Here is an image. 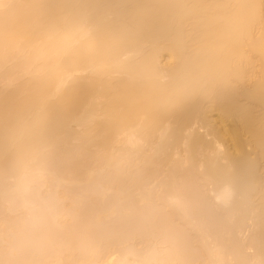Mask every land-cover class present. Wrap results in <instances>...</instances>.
I'll return each instance as SVG.
<instances>
[{"label": "bare ground", "instance_id": "1", "mask_svg": "<svg viewBox=\"0 0 264 264\" xmlns=\"http://www.w3.org/2000/svg\"><path fill=\"white\" fill-rule=\"evenodd\" d=\"M0 8H4L0 10V67L4 68L3 65L6 61L8 65L14 62L13 65L18 73L16 70L15 72L18 75L21 74L19 73L21 71L26 72L22 74L28 77L31 76L30 68L36 67L31 71V74L34 71L36 74L33 73L34 76L29 77L28 80L23 79V84L17 88L14 86L13 91L10 88L16 80L11 83L7 79H17L18 75L13 73L15 67L9 69L7 74L0 75L1 79L2 75H5L4 81L8 82L7 86L12 84L6 90L5 85H3L4 89H0V93L8 90V93L0 94V171L3 172L2 174H5L10 168H17L21 172L33 170V168L38 170L42 168L39 167L42 162L38 159L39 155L45 152L48 154H56L59 151L67 152L74 139L81 141L79 151L86 150L88 152L92 148H96L98 151L96 155L97 153L101 155H97V158L99 157L100 161H103V166L108 169L116 168V171L120 170L124 164H128V160L132 159L134 155H139L137 159L143 163V166L145 165L144 168L158 165L161 168L163 165L165 168V164L170 162L169 164L172 163L173 167L170 165L167 167H171L172 170V168H176L177 163L181 168V165L184 166L187 162L190 167L191 165L195 168L199 167L198 172L195 170L196 173H200L199 170H202V174H200L206 180L205 183H208H206V188L209 185L207 188V191L210 192L209 196L212 195L211 199L216 207L220 208L221 206L223 209L224 207L228 209V215H231L230 219L234 221L232 225L237 229H235L236 234L237 231L242 230L241 228L247 221L245 207L247 208L250 203L248 198L250 201L251 199L257 201V217H261V220L258 217L261 222L258 224L262 225L259 227L261 231L257 228L259 240L257 239V243L251 242L254 245L249 244L250 247L245 248L250 256L256 259V264H264V177L261 181L257 177L258 172H263L262 176H264V0H16V2L0 0ZM163 57L167 59L165 63L162 61ZM10 70L13 71L10 72ZM78 73L85 75H77ZM213 111L217 113L216 116ZM208 113L209 115L213 113L214 119L211 118L213 116H208ZM76 127H80V131H77ZM145 145L148 149L144 148ZM221 153L223 156L219 155ZM177 154L179 161L176 159L173 164L174 161H171ZM83 155L85 154L83 153ZM39 158L43 159L41 156ZM37 160L40 163L36 162ZM79 162L81 163V161ZM43 164L45 163L43 162ZM136 164L138 165V163ZM96 169L94 168V172ZM78 171H76L77 174ZM94 172L93 175H95ZM171 172L169 169L168 173ZM175 172L178 174L180 171L175 170ZM70 173L68 174L71 176ZM148 173L146 174L148 175ZM173 173L174 171L171 175L168 174L169 177L166 176L173 184L169 185L171 189H176L173 192L170 189L172 195H169L170 203L185 211L186 206L190 207L189 204H195V201H191L195 200V194L192 193L195 189L191 190V185H188L190 189L185 191L180 189V192L183 193L178 192L174 195L177 190L179 191L176 180L179 181L184 176H177L178 179L180 178L178 180ZM53 174L55 173L53 172ZM96 175L99 176V174ZM120 175L122 173L118 176ZM22 176L21 174L20 177ZM101 178L105 180L103 177ZM94 179L99 180L97 176L96 178L94 176ZM142 179L139 178L134 185L131 183L133 188H128V185L127 189L122 182L120 192L123 190V193L119 194H122L124 199L130 200L131 198L127 196L133 193L134 201L137 200L140 204L148 200L150 202L154 195L150 192L151 186L146 190V186L149 184H144L149 178ZM92 181L91 179L90 182ZM259 181L261 183H258ZM52 182L54 181L52 180ZM87 182H89L88 179ZM256 182L260 184L258 188ZM167 183L166 185H168ZM253 184H256L254 187L256 186L257 190L253 189ZM97 185L102 189L99 182ZM106 185L108 186V183ZM143 188L146 192L142 190ZM104 189L109 188L104 187ZM128 189L133 192H128ZM167 191L169 193V190ZM3 192L5 193V191ZM104 192L106 191L104 190ZM164 198L166 197L164 196ZM6 199L8 200V198ZM183 199L184 201L185 199L191 200H186V203H183ZM255 200H252V203ZM180 203H183L182 207ZM110 208L105 210L113 214L114 207ZM99 216L98 213L97 217ZM102 218L105 217L100 216V219ZM191 218L196 220L199 217L194 219L191 216ZM26 220H30V218ZM3 221L6 222L5 219ZM196 221L199 224L200 219ZM204 221L201 222L204 223ZM5 222H2L3 225L6 224ZM194 224L197 225V223ZM199 227L201 228V225ZM0 228L2 229V227ZM220 229L218 228V230ZM86 230L88 232L89 229ZM208 230L205 232L208 233ZM91 231L93 230L91 229ZM91 231L87 235H91ZM102 231L105 235L104 230ZM102 231L94 232L99 237L98 244L101 242L99 239H103ZM118 231L110 229L108 233H111L106 236V242L108 236H110L109 240L112 239L114 242L120 240L116 243L112 241L114 246H111L110 242L109 245H102V250L99 252L88 253L89 251L86 250L97 244L90 245L89 242L84 241L87 245L80 246V242H77L79 245L78 247L75 244L77 248L84 246V249H80L81 253L78 252L79 255L75 256L74 260L69 256H72L73 253L67 254L68 260L64 259L63 262L62 258L58 260V263L155 264V261L159 262V259L152 260L154 263L147 259L149 251H154V248H151L155 241L146 252V247L142 248L144 245L141 248H137L135 244H132L131 247L126 246L123 241L129 243L127 235L130 233L125 230L126 235L122 230L124 235L120 239L114 235ZM221 231L225 232L226 230ZM221 231L219 232L222 233ZM229 231L230 233H225V236L226 234L230 235L233 230ZM66 232L65 236L69 237L70 231L69 234ZM87 232L85 231V233ZM123 232L119 231L118 235L120 233L122 236ZM170 232L168 231L167 234L169 235ZM78 233L76 236L83 238ZM172 233L169 236L165 234V239L167 236V239L172 237L170 240H173ZM233 233L232 238L233 236L236 238V234L233 235ZM94 234L93 239H97ZM207 235L210 237L209 233ZM41 236L44 235L41 234ZM112 236L118 239H114ZM133 236L131 235L132 238ZM153 236L158 238V233L157 236ZM220 236L222 240V235ZM66 237L59 239L67 242ZM122 238H124L123 241H121ZM212 238H214L213 235ZM68 239L70 240V238ZM73 239L76 240L71 238L72 241L69 242H73ZM229 240L227 242L230 245ZM255 240L253 241L255 242ZM141 241L142 238L139 244H145L144 241H142L144 243ZM175 241L177 242V239ZM7 242L9 243V241ZM64 242L62 244L60 242V244L63 245ZM25 243L23 244L25 245ZM163 243L165 244L167 241ZM228 243L225 245L224 242L223 247L228 246ZM123 244L124 248L115 246ZM218 244L216 242L215 245L218 247H215L214 250L223 256L222 249L224 248L219 244L220 248ZM9 245V247L12 246V244ZM37 245L36 247H38ZM61 245L59 246L61 247ZM67 245L70 247L71 244ZM88 245H90L89 248ZM6 246L9 249L8 244ZM93 247L92 249H95ZM232 247H235V250ZM98 248L100 249V247ZM128 248L129 250H125ZM188 248L192 251L190 246ZM164 249L167 250V253H171L169 247L167 249L164 247ZM164 249H161L162 252ZM210 249L211 254H209L214 255L212 247ZM230 249H228L230 254L229 252L226 254V250L224 251V255H228V259L230 256L231 259L232 256H235L236 261L239 259L241 264H246L245 261L247 262L248 259L243 258V254L232 243ZM15 250L16 247L13 248V251ZM63 251L65 252L66 249ZM187 251L186 248L185 252ZM51 252L53 251H50L49 255ZM162 252L158 251L157 253ZM152 253L150 252V254ZM181 253H184V250ZM7 256L11 257L8 254ZM15 257L16 261H19L18 258L22 259V257L17 258L15 254L7 260H12L10 262L13 263ZM51 257L50 259L54 258ZM34 258L32 257V259ZM166 258L168 259V257ZM228 259L225 257V261ZM7 260L5 259V261ZM170 260H172L171 264H179L173 262V258ZM174 260L178 261V256ZM189 260L187 258L188 262ZM218 260L215 264L224 262H222L224 259H220L219 262ZM27 261L30 260H26V263ZM226 263L224 262V264Z\"/></svg>", "mask_w": 264, "mask_h": 264}, {"label": "rangeland", "instance_id": "2", "mask_svg": "<svg viewBox=\"0 0 264 264\" xmlns=\"http://www.w3.org/2000/svg\"><path fill=\"white\" fill-rule=\"evenodd\" d=\"M14 1L16 2V0H14ZM14 1L12 0V2H14ZM1 9H4V8H0V10ZM165 57L162 58L163 63H165V61H167V59ZM11 59H9L10 62H11ZM13 60H14V58H13ZM256 63L258 64V62H256ZM13 64H14V62L13 63L11 62L8 65V63L6 61L4 63V65H3L4 68L2 66L0 67V75L1 74H5V73L7 74V72H9L8 70L11 69V68H13V66H14ZM32 66H35V65H32ZM33 68L34 67L30 68V75L31 76H34L33 73L35 71L32 72V74H31V71H32ZM34 69H36V67ZM13 70H14L13 73H16L17 72L16 67ZM13 70H10V72L13 71ZM15 70H16V72H15ZM17 73H16V76L18 75ZM19 73L22 74L23 72L21 71ZM24 73H26V72H24ZM21 74L18 75V77H17V79L19 78L18 80L17 79H11V80L7 79V81L8 82H11V83L13 82V80L14 81L16 80L14 82L15 84L12 83L13 86H12L11 83H10L11 85L8 84L9 86H7L6 84L8 82H5L4 81V79L6 77H4L5 75L4 76L2 75V79L0 78V89L1 90L4 89L3 88V85H5L4 86L5 87V90L8 87L12 86L13 88L11 87L10 89H12V91H13L14 90V86H15V88H17V87H19V85L23 84V79L24 80H28V79L31 78V76H29L30 77L29 78L28 76L23 75V74L21 75ZM34 74H36V73H34ZM79 74L82 75V76L85 75L84 73L83 74L82 73H78L77 75H79ZM10 75H9V77H12ZM13 76H14V74H13ZM2 81H4V82H2ZM7 91H5V92L3 91V93H8ZM3 93H0V94H3ZM209 113H208V116H210V115L213 116V117H211L212 119H214V117L217 115V113L214 112V111H213V113L215 114V116H214L213 113H211L210 115H209ZM76 128H77V131H80L79 129H81L80 127H76ZM201 131H203V129H201ZM78 140H75L74 139L73 142H71V145H70L71 148L69 146L70 149L68 148L67 149L68 150L67 152L62 151L63 153H61V151H59V153H56L58 155L53 154V153H49L48 154V152H45V153L43 152L44 154L39 155V157L41 156L43 159H41L39 157H38V159L42 161L41 162L42 164H43V162L45 163V164H43L44 165V168H43L42 164L40 163V161L38 162V160H37L36 162L40 163V165H41V166L39 165V167H42V168H39L38 170H37V168H36V170L33 168V170L32 169L31 170H27V171H24L23 170L21 172V170L19 171V169H17V168L16 169L15 168L14 169L13 168H10V170L7 171L5 174H2L3 172L0 171V173H1L0 174V179L2 178L1 179L2 182L0 181L1 182L0 183V217H1L0 218V223H1L0 224V227H2V229L0 228V231H1L0 232V257L4 253L3 254L4 258H3V256H2V258H0V264H14V263L15 264H20V263L21 264H24V263L25 264H30V263L31 264H35V263H37V264H39V263L40 264H59L58 263L59 262L58 260H61L62 258H63L62 261L64 259L65 260L66 259L68 260V258H67L66 255L67 254H70V253H73L72 256L69 255L70 256V259L72 258L74 260L75 259V256L77 257V255H79L78 252L81 253V250L80 249H84L83 247L87 245L85 242H87V243L89 242L88 244H90V245H92V243L95 244V245L97 244L95 247L91 246L90 248H89L90 245H88L87 247L89 249L86 250V251H89L88 253H90L91 251H93V253H96L95 251H98L99 252L100 250H102V248H101L102 245L104 246L105 244H108V243L111 242L112 244H110V245L111 246L112 245L114 246V243H116L117 241H120V240H117L116 242H114L112 239L109 240L110 239V236H108V239H107V242H106V236L109 233H111V232L108 233V230H110V229L111 230L114 229V231H115V229H116V231H118V229H119L120 232H123V231L125 232V230H127L126 232H129L131 235H134L133 238H132L131 235L128 234V235H130L128 237L127 233L125 232V234L127 235V238L131 239L132 241L130 242V240L127 239V238H125V239H127V241L130 244L129 243L127 244V242L125 240L123 241L124 238H122L121 241H123V243L125 242V245L128 246V247L129 246L131 247L132 244L133 245L135 244V246L137 248H141V246L144 245L142 248H145L146 247L147 248V249L145 248V251L146 252H147V250L149 251V249L151 248V244H153V242L155 241L156 244L154 243L153 244L154 246L152 245L153 247L151 248V249L154 248V251L153 250H150L149 251V254L147 255V259H149L151 263H154L155 260H158L159 259V262L158 263H161V264H171L172 263V260H170V259L173 258V262H177L179 264H182V263L183 264H186V263L187 264H201L202 262L204 264H205V262H206V264H212V263L215 264L216 260H218L222 256V255L220 256L219 254H217L215 252V250H214L215 247L216 248L218 247L217 245H215L216 242H217V244L219 243L223 247V245H224L223 243L225 242V245H227V243H228L227 240L230 239L229 242H231L232 245L236 246V249L238 248V250L243 254L242 255L243 258H245L246 260L248 259L247 262L245 261L246 264H249V261H250V264H256V259L253 258V256H250V254L248 253V250H246L248 248L249 244L257 243L256 242L257 239H258L257 235L259 234L258 232L260 230L259 227L262 226L261 224L260 225L258 224V223H261L259 221V220H261V217L258 216L259 217V220H258V217H257L258 214H257V208H256V206L258 205V203H257V201L255 199H251V201H250L249 198H248V201L250 203L247 202L249 204V205H247V208H249V209H247L245 207V209L247 210V211H245L246 212V217H248V218H246L247 221L245 222V224L241 228L242 230H240V232L237 231V234H236L235 232H236L237 229L234 228V225H232V223L234 221H233V219H230L231 218V215H228V211H227L228 209L226 207H224V209H223V207L221 208V206H220V208H221L220 209V208H218L219 206L218 207L215 206V204L212 201L213 199H211L212 198V195L210 197L209 196V193L210 192H208L209 190L207 191V188H208L209 185L206 188V185L208 183L206 182L207 183L206 184L205 183L206 180L203 179V175L201 176L202 170H199V172L201 174L200 173H196V171H195V170L199 169L198 166H197V168H195V166H192L191 165L192 168L194 167V169H192L189 166V163L186 162L184 164V166H183V164L182 165L180 164L181 165V168H180L178 166V163H177L178 169H176L177 166H176V168L174 167V169L176 171H180L177 174V172H175V170L173 168L171 170V167H173V165H172V163L170 165L169 164L170 162L167 165L165 164V168H164L163 165H162V168H161L160 165L154 166L152 168H149V166H146L147 168H144L145 165L143 166V163L142 162H139L138 161L139 159H137L139 155L138 156H135L134 155L132 157V159L129 157L130 158L128 160L129 162L127 161L128 164H126V165L124 164L123 166H121L122 169L119 167L120 170L118 169V171H116L115 170L116 168L115 169L114 168L108 169V168H105V166H103L104 165L103 164V161H100V158L99 157L97 158L98 153L96 155V152H98V151L96 150V148H92L88 152H86V150H80L79 151V149H80L79 145H80L81 141L80 140L78 141ZM145 146H144V148H147L148 149V147L147 146L145 147ZM83 153L85 155H83ZM219 155L220 156H223L222 153L219 154ZM78 156H79V158L82 157V159H79ZM98 156H101V155H98ZM49 157H50V159H49ZM68 158H70V159H68ZM135 158H136V160H135ZM174 158L175 159H172V161H171V162L174 161L173 164L176 162V159L179 158L178 157V154L175 155ZM253 158H255V157H253ZM98 159H99V161H98ZM130 160H132V163H130ZM134 160H135V162H134ZM180 160H181V158H180ZM67 161H68V163H67ZM79 161H81V163ZM178 161H179V159H178ZM89 162H90V164H89ZM136 163H138V165ZM36 165H38V164H36ZM46 165L49 166V167H47ZM70 165H72V166H70ZM73 165H74V167H73ZM79 165H81V166L80 167H77ZM98 165H99V167H98ZM168 165H170L171 167L170 168L167 167ZM50 166H51V169H50ZM182 166L184 167V170H183ZM71 167H73L75 169H73ZM79 168L80 169L82 168V170H80ZM94 168L95 169L98 168V169L95 170L96 173L94 172ZM42 169L45 172L44 171H41ZM102 169H103V171H102ZM169 169H170V172L171 171L172 172L174 171L173 174L175 175V177H177V176L178 177L179 176H182L183 177L184 176L183 178L181 177L182 178L181 180H179L180 178L178 179V177H177V179L180 181V183H179V181L176 180V183H177L176 186L179 187V191L178 190H177V192L175 191L176 193H174V195L177 194L178 192H180V189H184V190H181V191H185L187 189H190V188H188L190 185H191V188H192L191 190L195 189L192 192V193L195 194V200L193 198H191L193 200L190 199L192 202L195 201V204L194 203H192L193 205L189 204L190 207L186 206L187 208L184 209L185 211L181 210L182 208L179 209V206L176 207V206H174L175 204L173 205L172 203H170V196L169 195H171L170 193L173 192L176 189H171L170 186L173 185V184L170 182L171 181L170 179H167L166 178V176L169 177V175L172 174V172L171 173H168ZM201 169H202V167H201ZM75 170L76 171L79 170L78 171V174H77V172ZM98 170H100L102 172L99 173ZM151 170H153V171H151ZM36 171H38V173H36ZM17 172H18V174H16ZM42 172H43L44 176H43ZM53 172L55 174H53ZM93 172H94L95 175L92 174ZM117 172H119V174L122 173V175L118 176L119 174H117ZM197 172H198V170H197ZM59 173H61V174H59ZM68 173H70L71 176ZM79 173H80V176H79ZM82 173H84V174H82ZM146 173H148V175ZM7 174H10V175H7ZM21 174L23 175L22 177H20ZM41 174H42V176L39 177ZM96 174H99V176L96 175ZM100 174H102V175H100ZM262 174H263V172H258V176L257 177H259V180L260 181L264 177V176H262ZM72 175H73L74 178L72 177ZM83 175H84V177L86 179L83 177ZM174 175H172V176H174ZM197 175H199V176H197ZM94 176H95V178L97 176V178L99 180H97V179L95 180L94 179ZM190 176H192V177H190ZM79 177H81V178L78 179ZM101 177H103V179H105V180H102ZM51 178H52V180L54 182H52ZM90 178L93 180L92 182H90L91 181ZM139 178H140V180L142 178H143L142 180H144L146 178L147 179L149 178V180H146L148 182H146V181H145V183L143 182L144 184L147 183L149 185H147V186L144 185V184L143 185L146 186V188H147L146 190H148V187L151 186L150 187V190H151L150 192L154 195V198L152 197L153 200H151L152 199L151 198L150 199V202L148 200L147 202L145 201L146 203L144 202V203H141L140 204L137 200L134 201L132 199L133 193H132V195L130 194L129 196H127V197H130L131 198L130 200L129 199H127V200L124 199L123 195L122 194H119L121 192L123 193V190L120 192L121 186H122V182H123V185H125L126 189H127V186L128 185L129 186L130 185L132 186V187H129L128 186V188H133L134 183ZM87 179H88L89 182H87ZM40 180H42V181H40ZM73 180H76V181H73ZM107 180H109V181H107ZM38 181H40L42 184L40 182H38ZM85 181H86V183H85ZM97 181L99 182V185L102 186V189H101V187H99L97 185L98 184ZM130 181H132V182H130ZM260 181L258 183H261ZM106 183H108V186L106 185ZM166 183L168 185H166ZM258 183L256 182L257 188H258V185H260ZM183 184L186 185V186L184 187ZM256 184H253V189H255L256 186L254 187V185H256ZM97 187H99V188H97ZM104 187L105 188L108 187L109 189H104ZM144 188L142 189L143 191H145ZM100 189H101V191H100ZM170 189L172 190L171 192H170ZM10 190L13 192L12 194H11V191ZM102 190H103V192H102ZM104 190L106 192H104ZM129 190H131V189H128V192H133L132 190L131 191H129ZM167 190H169V193H168ZM255 190H257V189H255ZM3 191H5V193ZM124 191L126 193V190H124ZM1 192H2L3 195L1 194ZM100 192L103 193V194H101ZM128 192H127V194H129ZM180 193L182 194L183 192H180ZM66 194H68V195H66ZM165 194H167V195H165ZM181 194H178V195H181ZM119 195H121L122 200H120L121 197H119ZM134 195H135V193H134ZM63 196H65V197L63 198ZM164 196L166 198H164ZM168 196H169V198L167 199ZM6 198H8V200ZM186 200L188 201L189 199H185V201ZM252 200H255V202L252 203ZM185 201L183 199V203H186ZM251 203H252V207L250 206ZM182 204L180 203L181 207H182ZM111 206H112V208L114 207L113 210H115L113 212V214H111L109 212H106V210H105V209L110 208ZM225 208H226V210H225ZM179 210H181V211H179ZM101 211L104 214L105 213L106 214L104 215ZM182 211H183V213H182ZM97 212L100 214V216L105 217V218L100 219V216L97 217V215H98ZM191 216L194 217V219H196V217L197 218L199 217L198 219H196L198 221L200 219L199 224H198V222L196 220H193L191 218ZM36 217H38V218H36ZM27 218L28 219L30 218V220H26ZM96 218H99V219H96ZM204 218H205V221H204ZM4 219L6 220V222L3 221ZM12 219H14V220H12ZM24 219H25V221H24ZM35 219L36 220L39 219V221H37L38 223L36 222ZM202 220L204 221V223L201 222ZM244 220H245V218H244ZM244 220H243V222H244ZM10 221H11V223H10ZM2 222H5L6 224L4 223L5 225H3ZM22 223L24 224V227H23V224ZM194 223H197V225L194 224ZM203 224H204V226H203ZM200 225H201V228L199 227ZM216 226H218V227H216ZM33 228H37L38 231H37V229L34 230ZM167 228H169V229H167ZM204 228L206 229L205 230L206 232H207V229H209L208 230V233H209V236L210 237H207L208 236L207 235L208 233H206L204 231ZM218 228H221V229L218 230ZM31 229H33V230H31ZM76 229H78V231H76ZM86 229H89L88 232H90L91 229L93 230V231H91L92 232L91 235L90 234L87 235L88 232H87ZM101 229L104 230L105 235H104V233H103V231ZM106 229H108L107 232H106ZM216 229H217L218 232L216 231ZM223 229L226 230V231L228 230L227 232H229V233H230L229 230H231V231L233 230L232 233L234 232L233 235L236 234V238L234 236L232 238V233L230 235H227L226 234V236H225V233H227V232L226 231L225 232L224 231H221ZM58 230H60V231H58ZM100 230L102 231V234H103L104 237L101 234V237L103 239H99V240H101V242L98 241L99 242V244H98L97 243V240H98L99 237H97L96 236L97 234L95 235L94 232L95 233H97V231L98 232H101ZM31 231H35V232H32L33 233L32 234ZM53 231H55V232H53ZM66 231H68L70 233L69 237H66L67 235L65 236V232ZM85 231L87 233H85ZM159 231H160L161 234L159 233ZM168 231L169 232L170 231L173 232L171 236H174V238L177 239V242H179L180 244H178L175 241L174 238H173V240H170V238L172 239V237H168V239H167V236H169L171 234V232H170V234L168 235L167 234ZM219 231H221L222 233H220ZM241 231H243V232H241ZM47 232L49 234H51V233L52 234L49 235ZM68 232H66V234ZM71 232H72V234H71ZM118 232L116 234L114 233V235H116L118 238L120 237V239H121V237H123V235H124V232H123V234L121 233L122 236H120V233L118 235ZM143 232H145L146 234H144ZM162 232H164V233H162ZM223 232H224V234H223ZM10 233H12V234L15 233L14 235H16V236H14V235H12ZM16 233L17 234L19 233V234L17 235ZM77 233L80 234L81 237H83V238L78 237V235L76 236ZM142 233L144 234V236L142 235ZM157 233H158V238H154L153 235H156L157 236ZM238 233H239V235H238ZM41 234L44 235V236H41ZM59 234H60V236H59ZM93 234H94L95 237H97V239H93L94 238V237H92ZM165 234H167L166 239L164 237ZM219 234L222 235V240L220 239L221 236ZM243 234H245V235H243ZM11 235L14 236L15 239H14V237L12 238ZM137 235H139V236L137 237ZM148 235H150L151 237L148 236ZM212 235H213L214 238H212ZM1 236H2V238H1ZM20 236H22V237H20ZM63 236L67 238V242H64L63 239H62V241H61V239H59V238H64ZM98 236H99V234H98ZM255 236H256V238H255ZM45 237H46V240H45ZM86 237H87V239H86ZM112 237H114V236H112ZM117 237H114V239H118ZM18 238H19V240H18ZM39 238H41V239H39ZM66 238H65V241H66ZM68 238H70V240ZM71 238H75L76 239V240L73 239V242L74 243L73 242H71V243L69 242V241H72ZM141 238H142V241H144V239L146 238L145 241H144L145 244H141V243H140L141 245L139 244ZM215 238L218 239V240H216ZM248 238H250V239H248ZM79 239L82 240V241H80ZM134 239H135L136 242L134 241ZM164 239H165V241H164ZM252 239L253 240L256 239L255 242ZM1 240L3 241V245H2V241ZM5 240H6V242H5ZM7 241H9V243ZM46 241H47V243H46ZM166 241H167V243L164 244L163 242H166ZM60 242H61V244H62V242H64L65 245L64 244L61 245ZM77 242H80V244H79L80 246H82V245H84V246L81 247V248H77V246L79 247V245H78ZM82 242H84V243H82ZM144 242H142V243H144ZM148 242L150 243V245H149ZM241 242H242V244H241ZM251 242H253V243H251ZM23 243H25L26 246ZM58 243H59V245H61V247L58 245ZM147 243H148V245H147ZM231 243H230V245L228 243V246L229 247L228 246H225L226 249H225V247H223L226 250V254H228L227 252H229V250H231L230 249ZM7 244H8V248L9 249H7V246H6ZM9 244H12V246L9 247L10 246ZM17 244L19 246L18 249H17V247H18ZM67 244H71L74 247L72 248V246L70 245V247L72 248L71 249L69 247V245H67ZM75 244L77 246H75ZM13 245H14V247H13ZM36 245L38 247H36ZM40 245H42V246H40ZM125 245L123 244V245H119V246L115 245V246L116 247H121L122 246V248H124ZM220 245H219V247H220ZM58 246L60 248V252H59ZM66 246H68V247H66ZM189 246L192 248V251L189 250V248H188ZM15 247H16L17 252H16V250L13 251V248L15 249ZM45 247H46V249H45ZM62 247H63L64 250L66 249L65 252L63 251ZM92 247L95 248V249H92ZM98 247H100V249ZM107 247H109V246H107ZM164 247L166 249L169 247L171 253H167V250H165ZM211 247H212V250L214 251V252L212 251V253L214 255H210L211 254V249H210ZM245 247H247V248H245ZM162 248L165 251L163 250V252H162V250H161ZM186 248L188 249L187 252H185L186 251ZM232 248H234V250H235V247H232ZM61 249H62V251H61ZM73 249H74V251H73ZM96 249H98V250H96ZM109 249H110V247H109ZM132 249H133V247H132ZM157 249H158L159 252H162V253H159L160 255L157 253L158 252ZM178 249L179 250L181 249L180 250L181 252L184 250V253H181ZM224 249H222L223 250V256H222V258H220V259H224V260H222V262L223 261L225 263L227 262L226 264H228L229 262H230L229 264H235L238 261V263H236V264H239V263L241 264V261L239 259L237 261L234 259L235 256L234 257L232 256V259H231V256H230V258H229L230 260H229L228 259V255H226V254L224 255V253H225L224 252L225 251ZM125 250H129V248L128 249H125ZM155 250H156V252H155ZM50 251H53V252H51V255H49L50 254ZM68 251H69V253H67ZM71 251H73V252H71ZM61 252L65 256H63ZM75 252H77V253H75ZM150 252H153V253L150 254ZM168 252H169V250H168ZM175 252L176 253L178 252V253L176 254ZM190 252H192L191 255H190ZM230 253L231 252H229V254ZM7 254L9 256H11V257H8ZM15 254H16L17 258L18 257H22V259L21 258H18L19 261H16V257H15V259H13V260H15V262H13V263L10 262L12 260H10V261L7 260V259H11ZM154 254H155V256H154ZM180 254H181V256H180ZM244 254L246 255L247 258L245 257ZM48 255L50 257L53 255L51 258H53V257L54 258L53 259H50V257ZM149 255L150 256L153 255V256L150 257ZM29 256H31V257H29ZM35 256H36V258H34ZM177 256H178V261L174 260V258L176 259ZM32 257L34 259H32ZM166 257H168V259ZM225 257L229 261L228 260L225 261ZM187 258H188V260L190 259L189 262L187 261ZM5 259L7 261H5ZM20 260H22V261L20 262ZM26 260H30L29 261L30 263L28 261L26 263ZM39 260H40V262L38 263ZM46 260H48L49 262L46 261ZM152 260H154V261L152 262ZM164 260H165V262H164ZM219 260H218V262H219ZM4 261H5V263H4ZM18 262H20V263H18ZM63 262H61V264H63ZM196 262H198V263H196ZM224 262L222 264H224ZM158 263H157V261H155V264H158ZM64 264H66V263H64Z\"/></svg>", "mask_w": 264, "mask_h": 264}]
</instances>
